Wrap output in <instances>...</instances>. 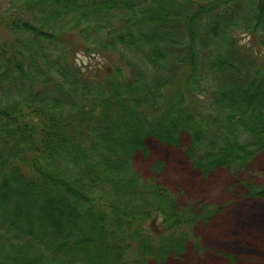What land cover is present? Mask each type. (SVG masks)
<instances>
[{
    "label": "trees",
    "instance_id": "trees-1",
    "mask_svg": "<svg viewBox=\"0 0 264 264\" xmlns=\"http://www.w3.org/2000/svg\"><path fill=\"white\" fill-rule=\"evenodd\" d=\"M2 1L0 264L179 258L220 209L133 160L151 139L236 176L264 152V0Z\"/></svg>",
    "mask_w": 264,
    "mask_h": 264
},
{
    "label": "rangeland",
    "instance_id": "rangeland-1",
    "mask_svg": "<svg viewBox=\"0 0 264 264\" xmlns=\"http://www.w3.org/2000/svg\"><path fill=\"white\" fill-rule=\"evenodd\" d=\"M3 4L0 0V6ZM245 42L249 37L240 41ZM95 60L83 53L76 58L84 67ZM146 146L148 156L137 154L133 160L144 179L155 178L174 194L180 207L199 210L213 205L220 209L209 222L194 228L197 242L193 240L183 255L164 264H264V199H247L243 187L245 183L264 186V152L236 176L222 170L203 177L191 168L181 151L151 139ZM158 163L163 167L157 173L152 168Z\"/></svg>",
    "mask_w": 264,
    "mask_h": 264
}]
</instances>
